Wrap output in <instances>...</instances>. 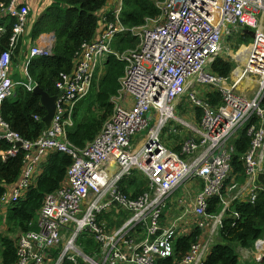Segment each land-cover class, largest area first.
Masks as SVG:
<instances>
[{"label":"built area","instance_id":"obj_1","mask_svg":"<svg viewBox=\"0 0 264 264\" xmlns=\"http://www.w3.org/2000/svg\"><path fill=\"white\" fill-rule=\"evenodd\" d=\"M46 1L0 0V21L14 20L0 53V140L11 144L1 154L7 159L22 150L25 163L19 181L0 198V214L6 218L8 208L27 197L53 154L73 159L65 183L45 196L30 222L34 228L17 234V264H155L174 255L177 239L198 230L190 251L174 264H203L225 220L238 218L231 214L234 204H255L264 192V0H156L159 13L135 26L122 19L124 0H108L100 34L80 46L72 71L56 81L51 125L27 140L4 119L2 104L18 86L33 92L39 85L31 73L33 59L54 54L55 31L41 32L29 53L14 62L39 11L34 4ZM248 29L254 37L232 55L238 35ZM6 32L0 24V37ZM124 34L137 39L134 48L116 47ZM111 55L125 62L111 114L97 136L79 147L68 136L73 114L98 87ZM218 57L235 63L229 76L213 71ZM14 71L26 80L13 79ZM216 91L220 103L208 97ZM167 130L182 137L168 146ZM242 134L250 139L237 158L241 170L234 162ZM136 176L142 183L134 196ZM213 197H220L216 212L209 209ZM86 233L99 244L90 255L80 241ZM238 250L241 259L250 255L260 263L264 237Z\"/></svg>","mask_w":264,"mask_h":264},{"label":"trees","instance_id":"obj_2","mask_svg":"<svg viewBox=\"0 0 264 264\" xmlns=\"http://www.w3.org/2000/svg\"><path fill=\"white\" fill-rule=\"evenodd\" d=\"M35 1V0H33ZM108 0H47L43 5V11L33 13L26 35L23 37L18 49L17 58H24L29 53L33 41L41 32L55 31L56 45L54 54L46 57H36L31 64V73L38 84L50 95H56L58 89L56 81L62 72H71L74 59L80 46L91 41L100 34L102 29L100 13L107 6ZM156 0H124L122 19L128 26L140 25L148 16H156L159 10ZM14 20H1L0 24L7 25V32L0 37V53L8 47ZM250 35L237 37L236 46L241 42H250ZM251 39V40H250ZM138 41L136 38L124 34L116 43L119 50L134 48ZM235 63L218 57L213 63V71L227 77L231 73ZM125 62L111 55L107 62L105 72L99 80L98 87L94 86L85 98L76 106L73 118L75 124L69 128V139L77 146L84 147L88 141L93 140L100 132L103 123L111 114V97L119 89V79L123 75ZM213 103H220L219 92L208 94ZM201 110H198V118H201ZM2 115L10 124V127L21 134L24 139H38L48 128L43 117L46 108L42 105L40 96L32 91L18 86L16 94L5 99L2 104ZM166 134L169 133L167 130ZM243 135V142L238 141L235 153L236 169L240 168L238 156L243 153L249 144V137ZM173 137V136H172ZM11 148V144L0 140V198L7 188L19 181L24 170V153L21 150L16 156L3 158L2 151ZM180 145L174 150L180 151ZM73 159L70 155L53 154L44 166V172L40 176L37 185L32 188L27 197L14 203L10 207L7 217L0 214V264H17V238L13 234H19L34 228L30 222L35 220L37 212L42 206L48 193L57 191L66 181L67 171ZM139 177L132 180V188H135L134 196L141 191ZM124 191L129 193L130 188ZM220 197H213L210 201V212L218 211ZM233 212L238 214L235 219ZM233 217L225 220L219 239L213 244L211 252L203 264H246L248 260H242L239 255V247H253L257 239L264 237V192L260 193L255 204L241 203L237 201L231 212ZM236 220V222H234ZM199 231V230H198ZM198 231L187 237H182L175 242V253L169 258L157 259L155 264H174L189 251L192 242L196 239ZM80 238L83 250L92 254L98 243L93 238ZM54 259V258H53ZM254 262V261H253ZM264 264V260L260 263ZM64 264H73L65 261Z\"/></svg>","mask_w":264,"mask_h":264},{"label":"water","instance_id":"obj_3","mask_svg":"<svg viewBox=\"0 0 264 264\" xmlns=\"http://www.w3.org/2000/svg\"><path fill=\"white\" fill-rule=\"evenodd\" d=\"M246 33L254 37V32L252 30L248 29L246 30ZM33 93L40 96L41 103L46 108V115L43 117V120L47 126H50L56 113V100L58 95H50L40 85L35 87ZM17 145H21V143H18ZM260 180L264 182V176L261 175Z\"/></svg>","mask_w":264,"mask_h":264},{"label":"rangeland","instance_id":"obj_4","mask_svg":"<svg viewBox=\"0 0 264 264\" xmlns=\"http://www.w3.org/2000/svg\"><path fill=\"white\" fill-rule=\"evenodd\" d=\"M252 39V38H251ZM250 39V40H251ZM241 44H245L244 42H241L240 43V45ZM238 47H239V45L237 46V47H235L234 49H233V51H232V55H235V53H236V51L238 50ZM15 58H17V55H15V57H14V59ZM15 62V61H14ZM18 62V61H17ZM12 78L13 79H15L16 81H21V80H26V78L24 77V75H22L20 72H15L14 71V73H13V75H12ZM179 114V113H178ZM182 115L183 116H187L188 114L185 112V110L183 111V113H182ZM188 121H191L189 118H186ZM180 127L183 129V131L184 132H186L187 131V129H186V127L185 126H183V125H180ZM144 134V133H143ZM142 134H139L138 133V135H137V138H140V136H141ZM178 137V138H180V137H182V136H176V135H174L173 133H168V134H164V140L166 141V144L169 146V145H173L174 144V140H175V138H173V137ZM136 142H137V140H136ZM187 188H189V185H187V186H185L184 187V189L182 188L181 190H179V191H177L174 195H173V197L172 198H174L173 199V202H176V200L179 198V197H181L183 194H184V191H186V189ZM9 209H10V207L8 208V212H9ZM14 236H16V238H17V234H13ZM219 239V237H217V239L216 240H218ZM0 249H1V245H0ZM242 257V256H241ZM250 255H248L246 258H245V260H248L247 262H246V264H255L252 260H250ZM242 259L244 260V258L242 257Z\"/></svg>","mask_w":264,"mask_h":264},{"label":"crops","instance_id":"obj_5","mask_svg":"<svg viewBox=\"0 0 264 264\" xmlns=\"http://www.w3.org/2000/svg\"><path fill=\"white\" fill-rule=\"evenodd\" d=\"M43 5H44V4H41V3L34 4L35 8L38 9L40 12L43 11ZM31 17H32V16H31Z\"/></svg>","mask_w":264,"mask_h":264}]
</instances>
